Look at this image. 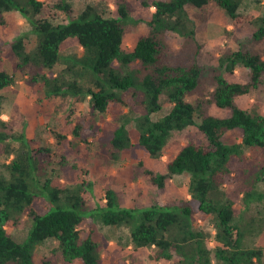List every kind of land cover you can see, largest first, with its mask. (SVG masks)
<instances>
[{
    "label": "trees",
    "instance_id": "obj_1",
    "mask_svg": "<svg viewBox=\"0 0 264 264\" xmlns=\"http://www.w3.org/2000/svg\"><path fill=\"white\" fill-rule=\"evenodd\" d=\"M243 1L156 0L146 23L148 34L129 48L124 44L126 27L136 22L124 0L114 9L102 2L89 3L80 12L66 0H0V22L5 13L19 12L35 35L31 50L23 37L12 42L0 37V115L1 92L14 83L5 69V60L12 54L18 69L34 66L46 72L33 77L34 82L43 84L46 97L89 99L101 115H106L111 105L125 104L126 94L130 98L140 95V111L129 108L118 118L109 141L114 155L126 152L137 159V151H141L159 159L173 132L197 127L201 134L167 165L170 177L189 175V198L179 206L126 208L108 190L105 200L85 210L84 193L91 184L83 181L60 187L49 178L40 180L39 162H45L40 149L33 148V141L23 134L10 136L8 123L0 118V145L5 146L8 157L13 155L4 164L6 173L0 174V264H33L35 249L49 239L58 242L64 264H103L99 243L92 232L87 234L82 228L87 219L126 228L133 247L153 248V259L160 264H263L262 249L246 245L252 224L237 217L228 191L248 175L245 151H264V115L237 104V99L264 84V58L250 48L264 40V18L242 11ZM211 3L232 26L227 32L232 44L214 66L198 62L201 45L194 44V21L203 19L201 13ZM68 40L81 48L80 55L63 53ZM240 67L249 70V81H229L227 75ZM192 96L195 102L188 100ZM207 105L227 110L228 117L206 114ZM165 106H170L169 113L153 119ZM131 124L138 133L136 143L128 128ZM232 132L240 134L241 142L227 140ZM96 136L95 124L82 121L73 126L71 139L63 135L56 139L75 157L76 149ZM10 139L20 146L12 147ZM138 165L143 167L141 160ZM75 167L71 161L69 168ZM142 171L158 188L163 187L164 176ZM245 184L249 187L243 196L246 207L264 203V167ZM197 214L214 218V236L194 226ZM24 215L32 223L25 239L16 242L6 227ZM262 221L259 218L253 223L259 227ZM211 237L214 247L209 245Z\"/></svg>",
    "mask_w": 264,
    "mask_h": 264
},
{
    "label": "rangeland",
    "instance_id": "obj_2",
    "mask_svg": "<svg viewBox=\"0 0 264 264\" xmlns=\"http://www.w3.org/2000/svg\"><path fill=\"white\" fill-rule=\"evenodd\" d=\"M66 1L73 6L76 12H80L89 3L102 2L114 9L123 0ZM124 1L130 9L131 18L136 22L135 25L129 24L126 27L124 36L125 46L132 48L141 35H146L149 32L146 23L155 11L151 5L156 0ZM241 10L264 18V0L261 3H257L255 0H244L241 4ZM189 11L193 16V11ZM201 14L203 19H195L194 21L196 29L194 44L199 43L201 45L197 58L200 64L214 66L227 45L232 44V38L227 34L232 26L227 16L215 3L205 7ZM0 37L9 42L23 37L28 50H31L35 44L32 27L19 12H9L2 16ZM187 41L191 42V40ZM250 48L264 58V40ZM62 51L65 55L81 54V48L73 40L66 41ZM60 68L58 67L57 70L59 71ZM5 69L14 79V83L1 92L0 118L8 123L9 129L6 132L10 136L18 137L23 134L33 141V148L40 149L41 157L45 158V162H39L38 178L40 180L49 178L53 185L60 187L74 186L83 181L86 184H91L84 193V198L87 201L85 210L94 208L98 200H105V194L108 190L113 191L116 195V202L126 208L140 209L151 205L165 209L174 208L189 198V175L182 174L170 177L168 176L167 165L189 141L201 138L197 127L173 132L159 159L150 158L141 151H137V159L132 158L126 152L114 155L110 149L109 141L118 126V118L128 112L129 108H133L135 112L140 111V95L130 98V94H126L124 96L125 104L111 105L107 114L101 115L93 110L89 99L46 97L41 81L34 82L33 80L37 74L46 72L34 66L23 70L18 69L17 60L12 54L8 55L5 60ZM227 79L234 83L245 84L249 81V70L242 67L237 68L232 75H227ZM188 100L195 102L196 98L192 96ZM237 104L243 109L264 115V84L249 95L237 99ZM204 110L206 114L217 117H228L229 115L227 110H220L214 105H207ZM169 111L170 106H165L153 115V119L164 117ZM82 121L95 124L97 136L90 139L88 144H83L76 149L77 153L74 157L71 151L65 149L57 141L56 136H68V139H71L73 126ZM128 128L132 142L136 143L138 133L134 124ZM226 138L229 142H241V136L238 132L229 133ZM8 142L14 148L20 146L19 142L12 139ZM12 158L13 155L7 156L5 146L0 145V174L6 173L4 164ZM244 159L248 175L241 184L232 185L228 191L234 202L237 217L248 224H252L246 245L262 249L264 264V203H252L248 207L243 203V196L249 189L245 182L259 168L264 167V151L256 148L246 150ZM139 160L142 161L143 167L138 165ZM71 161L76 164L74 169L69 168ZM146 169L165 177L161 189L149 176L143 173L142 170ZM259 218H262L263 221L258 227L253 222ZM31 223L30 218L24 215L19 220L10 222L6 229L16 242H21L25 239ZM193 224L214 236V218L212 216L197 214L193 218ZM82 228L87 234L92 232L95 241L99 243L103 264H115L117 262L123 264H160L153 259L155 252L153 248L135 249L133 247L130 243L129 231L124 227L103 226L95 220L87 219ZM209 245L214 247L213 237L210 238ZM44 263L64 264L57 241L49 239L35 249L33 264ZM72 264L80 263L74 262Z\"/></svg>",
    "mask_w": 264,
    "mask_h": 264
}]
</instances>
